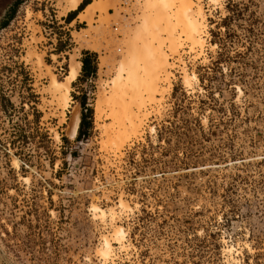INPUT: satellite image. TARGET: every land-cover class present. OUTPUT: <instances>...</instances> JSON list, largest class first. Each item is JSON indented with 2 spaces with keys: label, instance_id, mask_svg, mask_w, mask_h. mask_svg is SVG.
I'll return each instance as SVG.
<instances>
[{
  "label": "rangeland",
  "instance_id": "1",
  "mask_svg": "<svg viewBox=\"0 0 264 264\" xmlns=\"http://www.w3.org/2000/svg\"><path fill=\"white\" fill-rule=\"evenodd\" d=\"M98 1L0 0V264H264V0Z\"/></svg>",
  "mask_w": 264,
  "mask_h": 264
},
{
  "label": "bare ground",
  "instance_id": "2",
  "mask_svg": "<svg viewBox=\"0 0 264 264\" xmlns=\"http://www.w3.org/2000/svg\"><path fill=\"white\" fill-rule=\"evenodd\" d=\"M83 0H65V3L67 4V6L69 7L68 8V10H67V13L68 12H71V11H75V10H77V8H78V6L80 5V3L82 2ZM102 1L103 0H99L97 3L95 2L94 4H91V5H89L86 9H85V12H84V14L82 15V14H80V15H82L81 17L83 18V19H85V20H87V21H89L90 19H91V21H92V19H93V15H94V13H96V11L98 10L97 8L100 6V3H102ZM164 1H167V0H148V2L150 3V4H157V2H159L158 4H160V2H163L164 3ZM179 2H181V10H182V16H180V14H181V12L179 13V17H178V24L181 26V28H182V34L186 37V41H189V42H191V44L195 47L196 45L197 46H199L200 44H201V46H199V47H202V45H203V43H201V39H200V34H203V33H200V26L201 25H203V24H201V23H199V21H198V18H200L203 14H201L202 13V8H200V10L198 11V14L200 15V17H199V15H197V13H195V11H194V6H196L195 5V3H194V1L193 0H178ZM162 4V3H161ZM150 6H153V5H150ZM157 6V5H156ZM199 6V5H198ZM198 8V9H199ZM99 9H100V7H99ZM180 10V11H181ZM197 10V9H196ZM158 17H160L159 15H157ZM196 16H198V18L196 19ZM203 17H204V15H203ZM202 17V18H203ZM80 18V17H79ZM82 20V19H81ZM200 20V19H199ZM90 21V22H91ZM145 23V22H144ZM198 23L200 24V25H198ZM203 23V22H202ZM202 32H203V30H202ZM148 35V34H147ZM143 36H145V35H143ZM169 36H170V38L171 39H173V40H175V38H174V36H175V33H174V31H171V32H169ZM150 39H151V41L152 42H154L155 43V39H157L159 36L157 35V34H155V33H150ZM148 37V38H149ZM160 38V37H159ZM154 40V41H153ZM158 40V39H157ZM150 41V42H151ZM151 42V43H152ZM143 45H144V43H143ZM150 45V44H149ZM152 46V47H151ZM154 45H150V51H151V49H152V54H153V56H154V58H156V60H155V63L157 62V63H159V65H160V68H162V67H166V64H167V58H166V56H164V53H162V51L160 50V48H155V46L153 47ZM149 48V47H148ZM136 55V54H135ZM151 57H152V55H151ZM39 60H41V59H39ZM140 60V59H139ZM138 60V61H139ZM128 61V60H127ZM40 63V62H39ZM156 63V64H157ZM73 64V63H72ZM77 66H78V63L76 64ZM165 65V66H164ZM126 66H127V64H126ZM125 66V67H126ZM71 67H73L72 69H71V72H70V74H69V76H67V78H66V83H64V82H60V81H58L57 80V78L55 77V76H51V78H52V87H54V90L55 89H57V90H55V92L57 91V92H59V93H61V87L64 89V92H65V95L66 94H68V93H70V84L72 83V81L73 80H75V78H76V70L77 69H75V67H74V65L73 66H71ZM129 68H131V67H129ZM128 68V69H129ZM139 68V67H138ZM159 68V67H158ZM123 70H125L124 69V67H123V69H122V71L121 72H123ZM130 70V69H129ZM135 70V69H134ZM161 70V69H160ZM78 71V70H77ZM126 71V70H125ZM131 71V70H130ZM121 72H120V74H119V78L122 76V74H121ZM136 72V71H135ZM137 74V73H136ZM130 75V74H129ZM136 77V76H135ZM64 86V87H63ZM157 84L155 85V88H154V90H155V92H158V88H157ZM149 89V88H148ZM149 91V90H148ZM154 92V93H155ZM151 93V92H150ZM152 94V93H151ZM153 97V96H152ZM154 98V97H153ZM119 103H120V101H118ZM124 102V101H123ZM125 103V102H124ZM124 103H122L123 105H124ZM117 104V103H116ZM127 105V104H126ZM114 106H115V104H114ZM121 105L119 104V107H120ZM118 107V105H117V108H119ZM124 107H125V105H124ZM127 107H128V105H127ZM114 109V108H113ZM119 109H122V106H121V108H119ZM118 109V110H119ZM124 109H126V107L124 108ZM116 111V110H114L116 113H118L119 111ZM113 110H111V112H114ZM120 111H122V110H120ZM116 113H114L115 115H113L114 117L116 116ZM122 113V112H121ZM134 114V113H133ZM136 115V114H135ZM134 115V116H135ZM133 116V115H132ZM138 116V115H137ZM137 116H135L133 119H139V118H137ZM117 118H118V120H119V117H118V114H117V116H116ZM113 118V117H112ZM117 118H114V119H117ZM131 121V120H130ZM133 122H132V128H133V130H134V132L135 131H137L138 129L136 128V125H135V123H134V120H132ZM139 121V120H138ZM77 124H78V117L74 120V123H73V134L75 133V130H76V127H77ZM139 125V124H138ZM138 127V126H137ZM96 210H98V209H96ZM99 211V210H98ZM111 212V211H110ZM102 213H104V212H102ZM114 213V212H113ZM113 215V214H112ZM111 216V215H110ZM119 229V228H118ZM117 228L115 229V230H118ZM115 233H119V232H116L115 231ZM120 233H122L123 234V231L122 232H120ZM117 235H120L121 236V234H117ZM107 238H105V240H106ZM113 239V238H112ZM115 241V240H114ZM112 245V244H111ZM110 245V242L108 241V240H106L105 241V247L104 248H109L110 250H111V246ZM109 250V251H110ZM107 251V250H106ZM105 252V251H104ZM103 252V253H104ZM103 253H101V254H103ZM107 253H109L108 255H110L111 253L110 252H106V254ZM105 254V253H104ZM105 254V255H106ZM108 255L106 256L107 258H108ZM114 255V254H113Z\"/></svg>",
  "mask_w": 264,
  "mask_h": 264
},
{
  "label": "trees",
  "instance_id": "3",
  "mask_svg": "<svg viewBox=\"0 0 264 264\" xmlns=\"http://www.w3.org/2000/svg\"><path fill=\"white\" fill-rule=\"evenodd\" d=\"M85 1V0H84ZM87 6V5H86ZM232 6L234 7V5L232 4ZM80 14V13H79ZM234 17H238V13H235L232 15V17H226L225 21L228 22L231 20V18L233 19ZM240 17V14H239ZM96 54H90L89 52H84L82 53V58L80 60L81 62V69L83 73H87L90 77L94 76L96 74V62L95 60L92 61L91 58H95ZM80 105L82 107L85 106V102H80ZM87 118L84 114L81 115V119H80V123H79V127H78V131H77V138L83 136V131L85 129V126L87 127L88 123L86 122Z\"/></svg>",
  "mask_w": 264,
  "mask_h": 264
}]
</instances>
